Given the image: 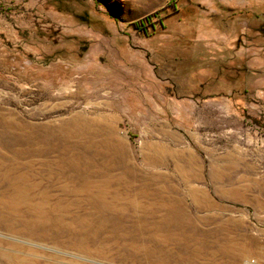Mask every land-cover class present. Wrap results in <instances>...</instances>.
<instances>
[{
  "label": "rangeland",
  "instance_id": "374dc122",
  "mask_svg": "<svg viewBox=\"0 0 264 264\" xmlns=\"http://www.w3.org/2000/svg\"><path fill=\"white\" fill-rule=\"evenodd\" d=\"M169 1L0 0V264H264V0Z\"/></svg>",
  "mask_w": 264,
  "mask_h": 264
},
{
  "label": "crops",
  "instance_id": "0c3cea01",
  "mask_svg": "<svg viewBox=\"0 0 264 264\" xmlns=\"http://www.w3.org/2000/svg\"><path fill=\"white\" fill-rule=\"evenodd\" d=\"M235 1L236 4L241 5V4H246L248 3L249 0H202V8L205 10H210L213 9L215 4L217 3H224V2H232ZM181 3H183L181 1ZM181 7H183L181 5ZM181 7L178 8L181 9ZM258 31L253 33L251 36H249L247 33H240V35H230L225 37L226 43L228 46V49L230 50H236L237 52L241 53L245 58L249 60V63H246V70H254L255 72L258 71V66H264L263 62L260 61L258 62L259 57L262 55V52L264 51V47L262 45H258ZM250 60L252 62H255L254 65L250 64ZM259 63V64H258Z\"/></svg>",
  "mask_w": 264,
  "mask_h": 264
},
{
  "label": "trees",
  "instance_id": "16d2710c",
  "mask_svg": "<svg viewBox=\"0 0 264 264\" xmlns=\"http://www.w3.org/2000/svg\"><path fill=\"white\" fill-rule=\"evenodd\" d=\"M178 2H179V0H170L169 1V3L166 5V6H164V7H162V8H160V9H158L157 11H156V14H154V16H157V15H159L161 12H164L166 9H168L169 8V6H172L173 5V11L175 12V11H177L178 10V7H177V4H178ZM172 13V12H171ZM159 22H160V24H162L163 25V23H164V19H163V17H159ZM139 29H143L144 30V32H145V34H148V33H150V32H152V31H154L155 29H156V27H157V22L156 21H153V18L151 17V16H149L148 17V20H135L134 22H133ZM151 25V29H149L148 27V25ZM145 25V27H143ZM141 26L143 27V28H141Z\"/></svg>",
  "mask_w": 264,
  "mask_h": 264
},
{
  "label": "built area",
  "instance_id": "2783aa9c",
  "mask_svg": "<svg viewBox=\"0 0 264 264\" xmlns=\"http://www.w3.org/2000/svg\"><path fill=\"white\" fill-rule=\"evenodd\" d=\"M249 264H261V263H259L257 260H255V259H252L251 261H250V263Z\"/></svg>",
  "mask_w": 264,
  "mask_h": 264
},
{
  "label": "bare ground",
  "instance_id": "6f19581e",
  "mask_svg": "<svg viewBox=\"0 0 264 264\" xmlns=\"http://www.w3.org/2000/svg\"><path fill=\"white\" fill-rule=\"evenodd\" d=\"M81 130V129H80Z\"/></svg>",
  "mask_w": 264,
  "mask_h": 264
}]
</instances>
